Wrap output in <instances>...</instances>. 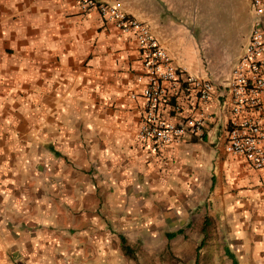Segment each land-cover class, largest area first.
I'll use <instances>...</instances> for the list:
<instances>
[{"label":"crops","instance_id":"0c3cea01","mask_svg":"<svg viewBox=\"0 0 264 264\" xmlns=\"http://www.w3.org/2000/svg\"><path fill=\"white\" fill-rule=\"evenodd\" d=\"M96 1L118 3L149 26L174 64L212 82L203 133L158 153L137 139L136 40L95 9L82 12L77 0H0V264L18 263L30 219L49 222L67 203L81 209L84 190L113 204L123 197L116 184L173 161L206 169V230L216 223L237 264H264V167L225 151L228 83L250 40V0ZM179 97V114L162 106L174 120L199 107L194 95Z\"/></svg>","mask_w":264,"mask_h":264},{"label":"rangeland","instance_id":"374dc122","mask_svg":"<svg viewBox=\"0 0 264 264\" xmlns=\"http://www.w3.org/2000/svg\"><path fill=\"white\" fill-rule=\"evenodd\" d=\"M203 55L199 68L206 73ZM196 167L185 170L174 161L155 166L145 179L116 184L114 193L123 197L113 204L106 194L84 190L81 209L67 203V213L60 208L49 222L30 219L22 233L30 245L19 248L17 264H232L216 223L206 230V169ZM121 236L131 255L124 253Z\"/></svg>","mask_w":264,"mask_h":264},{"label":"built area","instance_id":"2783aa9c","mask_svg":"<svg viewBox=\"0 0 264 264\" xmlns=\"http://www.w3.org/2000/svg\"><path fill=\"white\" fill-rule=\"evenodd\" d=\"M82 12L95 9L103 20L122 33L133 34L140 55L138 86L130 92L132 99L141 98L143 114L136 134L153 153L169 145L180 144L187 136H201L208 117L206 104L214 86L210 80L194 75L174 64L166 49L152 35L149 26L124 12L118 3L77 0ZM253 26L250 40L231 71L228 83L233 119L227 129L225 151L244 157L255 169L264 167V0H250ZM196 97L199 107L184 119L165 115L162 106L179 114V96ZM171 100L173 102L171 103Z\"/></svg>","mask_w":264,"mask_h":264},{"label":"trees","instance_id":"16d2710c","mask_svg":"<svg viewBox=\"0 0 264 264\" xmlns=\"http://www.w3.org/2000/svg\"><path fill=\"white\" fill-rule=\"evenodd\" d=\"M207 223V222H206ZM180 230L176 231V232H170L167 234V237L169 238H172L174 237L177 233H179ZM121 239V242H122V249L124 251L125 254L127 255H131L132 253V250L130 248V246L126 243V240L123 236L120 237ZM201 247V244L199 246L196 247V252H197V255H198V251ZM225 254L227 255V257L231 260V263L232 264H237V261L234 257V255L230 252V250L228 248H225Z\"/></svg>","mask_w":264,"mask_h":264}]
</instances>
